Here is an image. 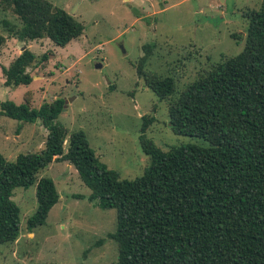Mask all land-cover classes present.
Returning <instances> with one entry per match:
<instances>
[{"label": "trees", "instance_id": "obj_1", "mask_svg": "<svg viewBox=\"0 0 264 264\" xmlns=\"http://www.w3.org/2000/svg\"><path fill=\"white\" fill-rule=\"evenodd\" d=\"M21 25L3 20L21 41L48 38L64 47L84 25L48 0H0ZM243 48L212 63L179 90L177 75L142 72L145 84L167 102L176 134L206 145L182 144L163 150L141 135L149 164L142 175L122 179L96 155L82 130L55 122L62 97L33 107L26 100L1 102L0 112L47 129L44 147L14 160L0 152V243L20 234V208L13 189L36 185L37 207L29 231L43 225L59 194L39 172L54 160L68 161L90 189L89 200L116 209L115 264H264V0L245 14ZM6 37L0 33V47ZM25 47L2 67L4 83L28 84L29 67L44 63ZM147 123L142 125L144 132ZM66 140V143H65Z\"/></svg>", "mask_w": 264, "mask_h": 264}, {"label": "rangeland", "instance_id": "obj_2", "mask_svg": "<svg viewBox=\"0 0 264 264\" xmlns=\"http://www.w3.org/2000/svg\"><path fill=\"white\" fill-rule=\"evenodd\" d=\"M84 25L83 33L64 47L48 38L21 41L9 27L21 23L0 6V105L26 100L33 107L62 97L55 122L70 133L82 130L96 155L122 179L142 175L149 164L144 134L163 150L182 144L206 145L202 139L176 134L169 125L168 104L146 84L142 72L177 75L178 89L195 80L212 63L236 55L244 45L246 18L262 0H48ZM44 63L28 68L31 81L6 86L7 67L23 48ZM100 65V66H99ZM1 109V106H0ZM147 123L144 132L142 125ZM47 129L39 120L21 122L0 112V152L9 160L44 147ZM66 143V140H65ZM50 177L59 199L45 223L29 231L36 207V185L13 189L20 208V234L0 243V264H115L116 209L90 201V189L68 161L54 160L39 172Z\"/></svg>", "mask_w": 264, "mask_h": 264}, {"label": "water", "instance_id": "obj_3", "mask_svg": "<svg viewBox=\"0 0 264 264\" xmlns=\"http://www.w3.org/2000/svg\"><path fill=\"white\" fill-rule=\"evenodd\" d=\"M69 14H70V15H72L73 13H72V12H70ZM99 66H100V65H99ZM65 106H66V104H64V106H63L62 110H64V109H65Z\"/></svg>", "mask_w": 264, "mask_h": 264}]
</instances>
